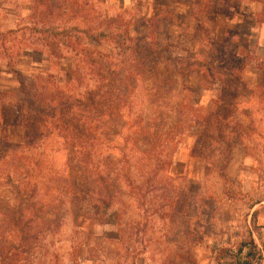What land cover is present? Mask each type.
<instances>
[{"label":"rangeland","instance_id":"rangeland-1","mask_svg":"<svg viewBox=\"0 0 264 264\" xmlns=\"http://www.w3.org/2000/svg\"><path fill=\"white\" fill-rule=\"evenodd\" d=\"M83 3L124 47L87 43L111 58L90 76L70 55L34 52L14 70L28 91L37 82L82 95L89 116L105 112L101 126L67 136L48 121L38 130L32 116L27 134L14 105L27 112V98L0 48V156L21 145L27 160L10 155L0 169L8 264H264V0ZM35 8L0 0V32L43 30ZM69 139L99 143L86 151V173ZM22 164L25 186L4 180Z\"/></svg>","mask_w":264,"mask_h":264},{"label":"trees","instance_id":"trees-1","mask_svg":"<svg viewBox=\"0 0 264 264\" xmlns=\"http://www.w3.org/2000/svg\"><path fill=\"white\" fill-rule=\"evenodd\" d=\"M35 5L34 16L43 24V30L16 29L8 30L3 33L0 32V48H2L1 50L8 59L6 68L16 75V82L20 88L19 94L25 99L27 98L25 104L29 106V112H25L22 106L16 103L14 104L18 124H21L24 130L27 131L29 118L33 116V127H36L38 130L44 122L48 121L55 129L57 128L59 131H62L63 135L67 136L70 134L72 128L77 129L78 127L84 128L86 126L90 128V126L94 124L101 126L105 112H101L96 118L89 116L88 114L92 111L87 107L82 95L76 94L74 96H66L63 92H59L58 90L47 92L46 89L40 87L37 82L32 83L28 91L25 88L21 75L14 70L15 61L20 58L22 54H27L29 52L42 53L47 57L48 61L52 59H61L65 55H70L73 58V62L76 64L73 65L74 71L76 69L79 70V68H84L88 73L87 75L90 76L95 70L100 69V60L111 58L99 54L91 49L87 43L104 42L110 45L113 42L115 43L113 49H117L125 46V38L114 32L115 30L114 27L113 29L111 28L112 22L110 20H106L104 17L99 20L100 16L94 15L92 6H90L89 3L84 4L83 0H60L56 3L53 0H35ZM68 7H72L73 10L68 11ZM44 23L47 24V28L44 26ZM31 31L36 34L46 35L49 41L43 40L41 41L42 43L32 42L33 36L30 33ZM6 44H8V46H6ZM90 91L91 90L86 91L89 98L93 97L92 93H89ZM30 113L32 115H30ZM74 113L78 114L74 115ZM70 114H72V118H69ZM26 139L28 140V138ZM68 144L71 145L70 148L73 150V158H75L76 163L80 166L81 170L86 173V165L90 157L86 151L89 148L92 149L97 147L98 149L99 143L96 141L86 143L83 140H73V142H71L69 139ZM7 148L9 149L6 150L3 156H0V169L7 164L6 161L10 155H16L17 153L21 154L22 163L27 161L23 157V151L25 149L21 150V145H7ZM96 166L103 168L101 163L96 164ZM13 169V166H11L9 172L4 171V180L8 183H16L15 179H18L17 181L25 186V183L31 180V169L27 164H22L14 170ZM97 182L105 186L101 172H99ZM33 185H36V182ZM58 186L59 188L55 190L58 195L59 193L67 194L68 188L65 184ZM34 191H36V189H34ZM23 213L21 212V216ZM254 218V214H252L253 225L255 222ZM1 247L0 244V264H8L7 251L4 252ZM253 248L254 250L256 249L255 246ZM262 248L264 249V246ZM262 252L259 256L260 259L261 255L264 254V250H262Z\"/></svg>","mask_w":264,"mask_h":264},{"label":"crops","instance_id":"crops-1","mask_svg":"<svg viewBox=\"0 0 264 264\" xmlns=\"http://www.w3.org/2000/svg\"><path fill=\"white\" fill-rule=\"evenodd\" d=\"M262 64H264V61H263V63ZM256 68V67H255ZM259 76V75H258Z\"/></svg>","mask_w":264,"mask_h":264}]
</instances>
